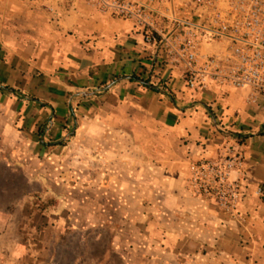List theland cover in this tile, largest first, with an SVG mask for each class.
Here are the masks:
<instances>
[{"label": "crops", "instance_id": "obj_1", "mask_svg": "<svg viewBox=\"0 0 264 264\" xmlns=\"http://www.w3.org/2000/svg\"><path fill=\"white\" fill-rule=\"evenodd\" d=\"M140 1L164 11L178 0ZM132 76L139 81H130ZM143 81L159 91L143 87ZM263 125L264 116L245 103L242 92L187 90L183 69L164 48L145 45L132 23L84 0H0V145L21 169L27 194L38 190L46 196L59 188L65 208L105 212L132 202L145 210L135 218L145 232L117 252L118 264H153L181 255L168 243L185 237L179 225L187 212L202 214L209 202L192 196L183 177L197 162L235 155L242 158L241 169L230 174L239 182L236 214L249 226L246 234L237 231V239L244 246L249 242L250 264H264ZM230 133L246 138L239 142ZM72 147L91 149L101 161L129 160L123 174L112 169L109 177L146 176L150 166L144 163L153 161L156 166L149 169L161 179L146 199L113 179L98 185L91 199L72 200L73 194H84L83 182L58 164L75 155ZM41 162L59 167L44 174L37 168ZM72 175L77 182L70 181ZM146 209L155 210V222ZM149 224L159 230L156 237Z\"/></svg>", "mask_w": 264, "mask_h": 264}, {"label": "rangeland", "instance_id": "obj_2", "mask_svg": "<svg viewBox=\"0 0 264 264\" xmlns=\"http://www.w3.org/2000/svg\"><path fill=\"white\" fill-rule=\"evenodd\" d=\"M188 2L178 0L175 4L182 7L181 10H186ZM164 7L167 8V5ZM204 52L203 49L202 53ZM73 149L75 155L58 163L69 171H74L73 175L78 173L83 182L84 194L75 193L72 200H78L81 196L91 199L95 196L94 191L98 185L106 186L113 179H116V185L126 186L133 192L139 191L138 195L146 199L161 179L155 171L149 169L156 166L153 161L147 165L144 163L145 166H150L146 176H124L122 174L127 164L123 163H129V160L101 161L91 149ZM0 152V264H118L117 252L133 246L135 241L132 240L145 232L144 225L135 221L145 210L132 202L127 203V209L112 210L109 207L103 212L87 206L65 208L60 205L62 193L59 188L46 196L38 190L27 194L21 169L15 166L8 151L1 145ZM214 160L217 159L204 161ZM201 162L203 161L197 162L189 175L183 177V185L192 196L209 201L208 205L202 214L187 212V217L179 225V231L185 237L176 244L168 243L174 253L181 255L174 259L164 257L153 264H250L249 242H245L246 247L242 240L237 239V231H244L246 234L245 229L249 228L246 220L242 221L237 217L236 209L221 206L218 198L194 193V170ZM57 167L59 166H51L50 163L46 165L44 162L37 165L44 174ZM112 169L115 173L121 172L122 176L109 177L107 173L109 170L112 173ZM73 175L70 181L77 182ZM229 178L239 184L236 177ZM145 188L147 193H144ZM147 211L155 222V210ZM108 216L113 218L111 222L108 221ZM122 217H127L126 222L133 221L125 224ZM49 218L53 223H50ZM194 222L195 226L192 225ZM148 230L155 237L159 233L154 224H149ZM187 235L191 238L188 239Z\"/></svg>", "mask_w": 264, "mask_h": 264}, {"label": "built area", "instance_id": "obj_3", "mask_svg": "<svg viewBox=\"0 0 264 264\" xmlns=\"http://www.w3.org/2000/svg\"><path fill=\"white\" fill-rule=\"evenodd\" d=\"M84 1L132 23L145 45L164 48L183 69L187 90L240 91L245 103L264 116V0H189L187 11L177 4L161 11L140 0ZM241 165L239 155L199 163L194 193L236 209L239 185L229 177Z\"/></svg>", "mask_w": 264, "mask_h": 264}, {"label": "trees", "instance_id": "obj_4", "mask_svg": "<svg viewBox=\"0 0 264 264\" xmlns=\"http://www.w3.org/2000/svg\"><path fill=\"white\" fill-rule=\"evenodd\" d=\"M129 80H130V81H133V82H138V81H139V80H138L136 77H134V76L130 77ZM141 85H142L143 87L147 88V89H150V90L154 91V92H158V91H159V88H158V87H153V86H151V85L149 84V81H143V82H141ZM167 97H168L173 103H176V101H175V99H174V97H173L172 95L167 94ZM205 111H206V114H207L209 117L214 118V115L212 114L211 110H210L208 107H206V106H205ZM262 127H264V125H263ZM262 127H261V128H262ZM229 136L236 138L237 141H239V142H242V141L244 140V138H246V136L244 137V136H242V135H240V134H234V133H230ZM60 144H62V141L57 143V145H60Z\"/></svg>", "mask_w": 264, "mask_h": 264}, {"label": "water", "instance_id": "obj_5", "mask_svg": "<svg viewBox=\"0 0 264 264\" xmlns=\"http://www.w3.org/2000/svg\"><path fill=\"white\" fill-rule=\"evenodd\" d=\"M111 84H109L106 88H109ZM95 93H83V96H88V95H94Z\"/></svg>", "mask_w": 264, "mask_h": 264}]
</instances>
